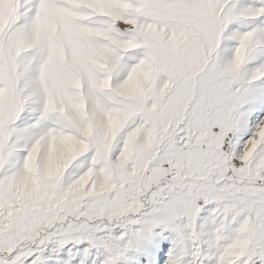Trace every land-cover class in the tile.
Listing matches in <instances>:
<instances>
[{
	"label": "snow or ice",
	"instance_id": "snow-or-ice-1",
	"mask_svg": "<svg viewBox=\"0 0 264 264\" xmlns=\"http://www.w3.org/2000/svg\"><path fill=\"white\" fill-rule=\"evenodd\" d=\"M0 264H264V0H0Z\"/></svg>",
	"mask_w": 264,
	"mask_h": 264
}]
</instances>
